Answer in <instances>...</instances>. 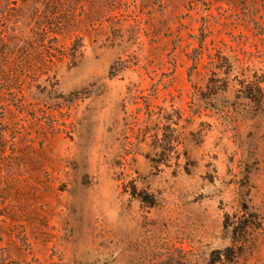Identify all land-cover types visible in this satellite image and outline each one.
<instances>
[{
	"label": "rangeland",
	"instance_id": "1",
	"mask_svg": "<svg viewBox=\"0 0 264 264\" xmlns=\"http://www.w3.org/2000/svg\"><path fill=\"white\" fill-rule=\"evenodd\" d=\"M43 8L0 0V264H264V0Z\"/></svg>",
	"mask_w": 264,
	"mask_h": 264
},
{
	"label": "trees",
	"instance_id": "2",
	"mask_svg": "<svg viewBox=\"0 0 264 264\" xmlns=\"http://www.w3.org/2000/svg\"><path fill=\"white\" fill-rule=\"evenodd\" d=\"M37 3H41L42 5H44V8L40 11L39 13V21L37 23V29L39 31H41L43 34H41V36L44 38V36L50 35L48 33H50L48 31V25H50V23H52L53 21H48V20H52V18H55V14L59 15L62 14L66 8V0H37ZM76 20V19H75ZM77 21V20H76ZM67 25V24H66ZM68 26V25H67ZM69 27V26H68ZM60 29H62L60 27ZM67 28H63V30H55L54 32H52L53 34H55L53 37L54 39H58V36L56 35H62L63 33H68L69 29L67 31H65ZM43 38L40 41H43ZM55 41V44H58V42ZM42 45V43H41ZM49 50V48L45 49ZM154 161H159L158 159H154ZM229 217L226 219V225H230L229 223Z\"/></svg>",
	"mask_w": 264,
	"mask_h": 264
}]
</instances>
